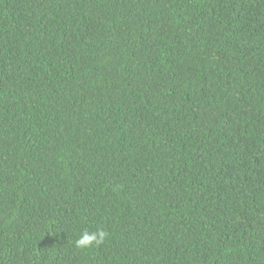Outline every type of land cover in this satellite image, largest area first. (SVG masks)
I'll list each match as a JSON object with an SVG mask.
<instances>
[{
	"label": "trees",
	"instance_id": "obj_1",
	"mask_svg": "<svg viewBox=\"0 0 264 264\" xmlns=\"http://www.w3.org/2000/svg\"><path fill=\"white\" fill-rule=\"evenodd\" d=\"M0 264H264V0H0Z\"/></svg>",
	"mask_w": 264,
	"mask_h": 264
},
{
	"label": "clouds",
	"instance_id": "obj_2",
	"mask_svg": "<svg viewBox=\"0 0 264 264\" xmlns=\"http://www.w3.org/2000/svg\"><path fill=\"white\" fill-rule=\"evenodd\" d=\"M107 233L102 229L89 232L84 230L79 237L75 240V246L78 249H88L91 247H98L102 245L107 239Z\"/></svg>",
	"mask_w": 264,
	"mask_h": 264
}]
</instances>
